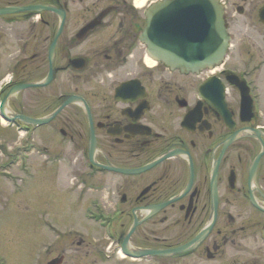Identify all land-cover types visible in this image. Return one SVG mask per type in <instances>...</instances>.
<instances>
[{"label": "flooded vegetation", "instance_id": "obj_1", "mask_svg": "<svg viewBox=\"0 0 264 264\" xmlns=\"http://www.w3.org/2000/svg\"><path fill=\"white\" fill-rule=\"evenodd\" d=\"M154 1L0 0V194L25 175L36 264H264V0L197 72L148 55Z\"/></svg>", "mask_w": 264, "mask_h": 264}, {"label": "water", "instance_id": "obj_2", "mask_svg": "<svg viewBox=\"0 0 264 264\" xmlns=\"http://www.w3.org/2000/svg\"><path fill=\"white\" fill-rule=\"evenodd\" d=\"M142 41L153 59L170 68L212 67L221 62L229 41L223 6L218 0H159L146 10Z\"/></svg>", "mask_w": 264, "mask_h": 264}, {"label": "rangeland", "instance_id": "obj_3", "mask_svg": "<svg viewBox=\"0 0 264 264\" xmlns=\"http://www.w3.org/2000/svg\"><path fill=\"white\" fill-rule=\"evenodd\" d=\"M229 1V12L233 2ZM226 19L230 23V35H236L237 31H244L249 27L246 17L233 13L230 17L226 14ZM25 175L21 174L17 178L14 188L8 192L4 191L1 196L4 209L0 208V264H36L39 256L38 236L39 229L26 221L25 213L22 209V195L24 191ZM50 183L49 176L41 178L37 184V191L31 194V201L40 203L39 195ZM59 201H56L52 208H59Z\"/></svg>", "mask_w": 264, "mask_h": 264}]
</instances>
